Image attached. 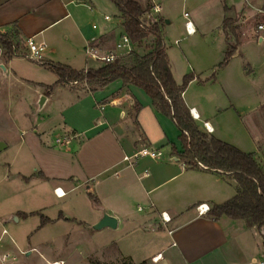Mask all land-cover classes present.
Segmentation results:
<instances>
[{
  "label": "crops",
  "instance_id": "0c3cea01",
  "mask_svg": "<svg viewBox=\"0 0 264 264\" xmlns=\"http://www.w3.org/2000/svg\"><path fill=\"white\" fill-rule=\"evenodd\" d=\"M148 1L151 15L162 21L161 35L174 81L180 85L184 76L194 75V79L182 93V99L190 115L191 111L197 115L195 119L192 115L191 117L201 131H206L207 125L211 129L210 135L228 144L214 135L217 129L211 120L218 121V111L231 108V101L227 103L221 95L224 92L233 94L237 91L231 76L238 66H241L239 69H243V59L246 60V68L253 74L264 72L262 52L264 31L258 30V26L264 24V0ZM139 2L144 3L145 0ZM177 4L182 8L179 17L173 13ZM154 5L160 7L159 13L153 12ZM184 13H188V18L193 24L194 33L191 35H187L184 30L186 21ZM96 14L97 9L90 0H0V35L15 34L18 37L13 54H8L0 48L4 52V55L0 54V66L4 67V71L7 68L12 71L13 61L23 57L19 46L24 45L25 40L32 37L37 42H43L47 49L42 62L29 61L30 63L51 73H53L49 68L51 65L65 66L77 71L92 69L93 63L96 62L85 59L83 54L85 46L95 42L102 52H108L123 34L120 16L115 18V23L112 18L105 21L106 15H103L101 32H98L95 24L84 27L80 15L91 16L94 19ZM224 19L233 20L234 25L238 27L237 39L229 36L233 41L237 40V45L228 64L212 79L211 76L223 61L229 45V38L222 29ZM93 25L96 29L92 28ZM173 25L179 30L180 35L170 41L168 35ZM240 42L246 43L245 53L240 51ZM254 42L257 43L258 50L253 49ZM251 49L254 51L253 56L250 54ZM177 50L179 54L176 53ZM5 55L6 60L3 61ZM78 63L82 65L76 67ZM56 82L55 75L54 85L58 86ZM51 88L50 86L47 89V94ZM68 89L78 99H83L84 104L83 111L77 115L78 122L68 125L71 130L85 133L88 137L81 141L79 151L85 145L91 144L92 149H97L102 155L100 159L102 166L98 167L97 173L93 176H99L109 168L121 166L124 164L122 160L125 156H132L144 147H152L148 134L139 123L145 107L151 109L159 125L164 124L167 119L157 113L146 94L134 86L122 88L120 82H114L94 91ZM222 102H225L227 107L214 112L216 106H223ZM103 106L110 108L109 114H112L111 109L117 110L122 120L127 119L131 122V129L127 125H118L114 128L106 119L104 123L99 121L97 123ZM241 119L242 115L239 114L240 123ZM34 129L33 134L38 136V130ZM130 132L136 135V139L129 136ZM65 136H68V132L62 137L68 142L66 146H62L66 148L73 142ZM178 136L177 130L176 139L167 142L169 152L166 153L163 148H156L161 151L158 159L144 157L138 159L135 164V170L136 167L139 168V173L136 174L134 171L137 177L134 191L147 210L145 216L138 218L139 222L128 210V204L133 202L135 195L129 197L128 194L121 192L125 189L126 181L116 184L117 187L97 188L100 197V202H97L106 204L104 206L107 214L118 221L116 229L110 230H118L120 226L125 230L126 226L131 225L134 226L133 230L139 227L143 234L154 233L153 243L137 245L130 242L122 247L116 246L113 254L105 260L119 258L130 264H264V240L260 230L256 227H247L241 220L227 217L210 219L207 214H198L197 207L201 204H206L210 208L232 199L236 194V184L232 179L213 171L186 168L180 158L172 152V146L179 148ZM93 143L95 145H92ZM231 146L240 150L235 145ZM251 154L261 164L256 153ZM98 162L99 160L94 163ZM128 168L126 164V168L123 167L121 170L126 171ZM133 168L129 169L134 170ZM35 171L38 173L37 169ZM45 175V171L41 170L38 178L45 179ZM82 179L83 182H88L90 178L85 174ZM25 181L29 182L27 179ZM56 189L62 190L58 185L53 187V191ZM161 213L170 217V223L166 226L161 224ZM100 217L101 214L93 224ZM161 229L167 238L159 236ZM154 257H157L155 261Z\"/></svg>",
  "mask_w": 264,
  "mask_h": 264
},
{
  "label": "rangeland",
  "instance_id": "374dc122",
  "mask_svg": "<svg viewBox=\"0 0 264 264\" xmlns=\"http://www.w3.org/2000/svg\"><path fill=\"white\" fill-rule=\"evenodd\" d=\"M90 1L94 3L97 14L94 19L80 15L84 27L95 24L101 32L103 15L113 20L120 16L109 0ZM173 13L176 17L181 16L179 4ZM171 30L168 39L173 41L180 34L174 25ZM239 45L241 53H245L246 43L240 42ZM257 46L254 42L253 49L258 50ZM19 51L23 56L27 54L25 45H20ZM176 53L179 54L178 50ZM245 63L243 59V69L235 66L231 76L237 91L221 95L227 103L231 101V108L218 111V121L212 119L211 123L217 129L215 136L244 153H256L264 165V72L253 74ZM81 65L78 63L76 67ZM93 66L94 70L101 64L93 63ZM219 72L220 69H215L212 75L217 77ZM54 82L53 73L24 57L13 61L12 71L0 68V236L3 230L6 232L2 243L16 257L17 264H130L124 259H105L113 254L116 246L122 247L130 242L137 245L153 243L154 233L143 234L139 227L133 230L131 225L125 230L121 226L118 230H94L93 222L102 211L106 212V204L97 202L100 200L97 188L117 187L116 184L122 181L127 184L121 192L129 197L135 195L133 202L128 204V210L137 222L140 216H145V204L134 191L139 168L122 171L121 168H126L124 163L93 176L102 166L101 152L92 149L91 144L79 151L81 141L88 137L69 128L78 122L77 115L83 111L84 104L83 99H78L68 88L82 91L87 87L77 84L62 87L54 85ZM50 86L52 88L47 94ZM41 97L45 100L39 108ZM226 107L224 102L223 106H216L214 112ZM111 110L112 114H109L110 108L103 106L97 123H104L106 119L114 128L127 125L131 129L129 120H122L117 110ZM239 114L242 115V123L238 121ZM165 120L159 125L151 109L145 107L139 123L148 134L152 147L163 148L167 153V142L176 139L177 129L170 120ZM34 128L38 130V136L33 134ZM67 132L65 137L73 143L59 149L54 140ZM129 136L136 139L133 132ZM97 160L99 162L94 163ZM41 170L46 173L45 179L38 178ZM85 174L90 178L88 182H83ZM56 185L63 190L64 196L56 197L53 191ZM159 236L167 238L163 229Z\"/></svg>",
  "mask_w": 264,
  "mask_h": 264
},
{
  "label": "trees",
  "instance_id": "16d2710c",
  "mask_svg": "<svg viewBox=\"0 0 264 264\" xmlns=\"http://www.w3.org/2000/svg\"><path fill=\"white\" fill-rule=\"evenodd\" d=\"M109 1L120 14L122 33L130 39L134 50L112 64L86 72L51 65L49 68L57 77L56 84L68 86L76 82L87 87L82 90L94 91L120 82L122 88L134 86L142 90L157 113L169 119L178 130L179 148L172 146V152L186 168L213 171L235 182V196L222 204L211 206L208 217L241 220L247 227L260 230L264 240V166L253 154L243 153L199 129L182 99V93L194 75L184 76L180 85L174 81L161 35L162 21L151 15L149 1ZM222 29L229 38V45L216 70L228 64L237 45V40H232L238 37V27L234 21L224 19ZM17 38L15 34L0 35V48L13 54Z\"/></svg>",
  "mask_w": 264,
  "mask_h": 264
},
{
  "label": "built area",
  "instance_id": "2783aa9c",
  "mask_svg": "<svg viewBox=\"0 0 264 264\" xmlns=\"http://www.w3.org/2000/svg\"><path fill=\"white\" fill-rule=\"evenodd\" d=\"M153 12L159 13L160 7L158 5L153 6ZM183 17L185 18L184 22V30L187 35H191L194 33V28L192 22L189 20L188 13H184ZM105 21H109L110 17L104 16ZM93 29H96V26H92ZM258 30L264 31V24H261L258 26ZM178 42H176L177 44ZM25 48L27 50V54L23 56L25 59L33 62H42L44 53L47 49L46 45L43 42H37L34 38H28L24 42ZM134 50V46L132 45L130 39L125 35L122 34L117 41L114 43V46L111 50L108 52H102L97 45H95V42L89 43L85 46L83 50L84 57L87 61L96 62L98 64H101V66L112 64L115 60L118 58H121L123 56H126L130 54ZM2 53V50L0 49V54ZM88 69H85L86 72ZM76 85L77 83H72ZM192 117L195 119L197 118V115H195L191 111ZM206 131L209 133L211 132V129L205 125ZM54 143L58 146H66L68 144L66 139H63L62 137H58L54 140ZM161 156V151L159 149L153 148V147H144L140 150H138L135 154L132 156H125L123 157V162L127 164V167L133 168L135 167V164L138 159L140 158H150V159H158ZM145 175H147V172H145ZM57 189L54 191L55 195L57 194ZM210 208L206 204H201L197 207V212L199 215H206L209 212ZM161 224L163 226H166L170 223V217L165 214L161 213ZM170 233V232H169ZM6 235L5 230L1 232L0 236V264H17L16 257L8 251L5 246L2 243V237ZM158 257V256H157ZM157 257L153 258V261L157 259ZM55 264V263H54ZM263 264V263H261Z\"/></svg>",
  "mask_w": 264,
  "mask_h": 264
},
{
  "label": "water",
  "instance_id": "95a60500",
  "mask_svg": "<svg viewBox=\"0 0 264 264\" xmlns=\"http://www.w3.org/2000/svg\"><path fill=\"white\" fill-rule=\"evenodd\" d=\"M0 68L2 70H4L3 66H0ZM44 97L40 98V102H39V108L42 107L43 103H44ZM117 219L109 214H107L105 211H102L101 213V217L100 219L93 225V229L94 230H101L104 228H108V229H116L117 227Z\"/></svg>",
  "mask_w": 264,
  "mask_h": 264
},
{
  "label": "bare ground",
  "instance_id": "6f19581e",
  "mask_svg": "<svg viewBox=\"0 0 264 264\" xmlns=\"http://www.w3.org/2000/svg\"><path fill=\"white\" fill-rule=\"evenodd\" d=\"M57 191H58V193H57L58 196H61V197L64 196V193H63L62 190H58V189H57ZM57 191H56V192H57ZM55 264H60V263H55Z\"/></svg>",
  "mask_w": 264,
  "mask_h": 264
}]
</instances>
